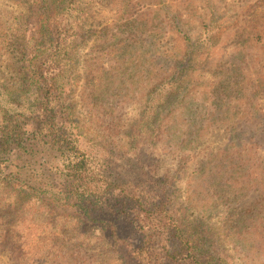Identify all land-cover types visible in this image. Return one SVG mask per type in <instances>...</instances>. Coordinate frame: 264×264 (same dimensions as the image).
Wrapping results in <instances>:
<instances>
[{
	"label": "rangeland",
	"instance_id": "374dc122",
	"mask_svg": "<svg viewBox=\"0 0 264 264\" xmlns=\"http://www.w3.org/2000/svg\"><path fill=\"white\" fill-rule=\"evenodd\" d=\"M35 1L0 0V88L14 89L23 55L48 59L52 53L37 32L32 9L42 3ZM70 6L78 37L57 54L71 62L66 126L77 142L104 159L101 168L111 178L153 188L151 182L164 179L174 203L189 204L190 216L221 232L231 264H264V244H258L264 231V0H74ZM167 96L172 104L161 117L168 131L145 127L149 106ZM0 107L13 118L19 112L16 98L1 91ZM193 119L201 125L188 130ZM252 135L257 148L236 147ZM232 151L241 160L228 168ZM212 155L224 156L225 168H213ZM37 160L33 186L46 183L62 199L54 209L48 193L44 203L32 195L31 205L17 206L11 230L23 236L25 248L15 255L1 244L0 264H143L135 249L141 230L118 219L122 243L97 231L96 222L80 225L76 207L62 195L63 157L51 151ZM216 171L227 181L225 201L208 179ZM228 229L242 236L228 237Z\"/></svg>",
	"mask_w": 264,
	"mask_h": 264
},
{
	"label": "trees",
	"instance_id": "16d2710c",
	"mask_svg": "<svg viewBox=\"0 0 264 264\" xmlns=\"http://www.w3.org/2000/svg\"><path fill=\"white\" fill-rule=\"evenodd\" d=\"M73 1L40 0L42 6L32 9L33 14H37V32L46 37V48L52 53L47 54L48 59L39 52L29 51L28 56L23 55L14 68L18 73L14 89L0 88L2 94L15 97L19 106L15 118L0 107V246H8L15 255L17 251V255L22 254L23 236L11 229L17 206L21 210L22 205H31L30 196L36 195L44 203L48 193L52 198L47 203L52 209L61 201L62 197L55 199L57 194L52 193L46 183H39L40 188L32 184V179L37 177L34 171L37 157L49 156L53 151L63 157L62 195L64 202L76 207L80 225L84 220L96 222L97 231L122 243L127 242L117 234L118 219L141 230L143 239L135 249L143 264H231L222 251L221 232L208 226L204 217L190 216L187 213L189 204L174 203L164 179H161L162 185L151 182L156 187L153 188L107 176L101 168L104 159L82 147L67 128L72 105L67 103L70 96L64 80L71 62L69 57L57 53L65 51L67 40L75 44L78 37L77 30L72 27L74 16L70 4ZM171 104L170 96L158 97L148 108L150 114L146 115L144 126L153 128L156 124L159 130L165 127L168 131L161 113ZM186 123L188 130L201 125L200 120L194 119ZM253 137L245 144L236 143V147L253 145L257 148V140ZM240 160L241 152L232 151L227 160L228 168L237 166ZM212 167L225 168V157L216 158ZM208 179L217 188V199L225 201L227 181L223 172H210ZM233 219L244 222L242 216ZM259 222L263 223L262 218ZM234 235L242 236L237 229H228V237ZM258 244H264V231L258 233Z\"/></svg>",
	"mask_w": 264,
	"mask_h": 264
}]
</instances>
